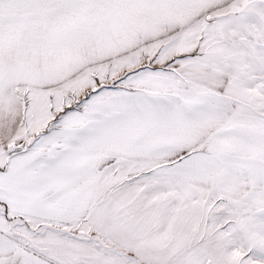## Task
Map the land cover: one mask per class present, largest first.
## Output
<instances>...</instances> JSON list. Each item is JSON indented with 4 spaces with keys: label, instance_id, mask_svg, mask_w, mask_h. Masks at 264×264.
<instances>
[{
    "label": "snow or ice",
    "instance_id": "6c2138e0",
    "mask_svg": "<svg viewBox=\"0 0 264 264\" xmlns=\"http://www.w3.org/2000/svg\"><path fill=\"white\" fill-rule=\"evenodd\" d=\"M0 264H264V0H0Z\"/></svg>",
    "mask_w": 264,
    "mask_h": 264
}]
</instances>
